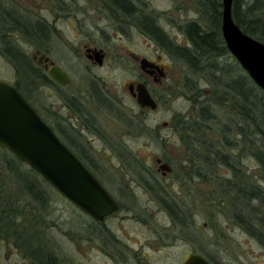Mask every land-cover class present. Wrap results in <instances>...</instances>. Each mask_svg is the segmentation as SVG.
<instances>
[{
    "label": "rangeland",
    "instance_id": "obj_1",
    "mask_svg": "<svg viewBox=\"0 0 264 264\" xmlns=\"http://www.w3.org/2000/svg\"><path fill=\"white\" fill-rule=\"evenodd\" d=\"M147 1H151L152 7L158 11L171 7L168 1ZM194 2V0H186L189 19L195 16L192 14L193 11L189 10ZM57 26L60 34L47 39L44 47L49 50L50 58L70 75L72 83L68 89L53 88L45 85L41 80H37L36 84L31 83L27 77L33 80L32 61L19 58L12 61L5 56V48H12L10 47L11 39L20 46V49L25 47V39L16 32L10 36V39H3V37L0 40V82L9 83L12 86L16 84L20 87L24 96L32 102L35 112L48 126H52L60 141H64L63 135L67 133L64 131L67 129L62 121L69 117L67 111L61 108V97L68 94L77 96L81 94L85 99L90 94L93 95V89L98 91V98L101 95V100L90 99L87 104L88 110L95 116L94 121L98 123V132L91 134L86 130L81 131L82 127L79 130L78 124L72 122L77 128L76 131H80L83 136L82 141L80 140L81 145H79L81 148H78L77 153L88 170L90 169L96 175L99 182L118 203L120 209L106 219L103 225L94 224L90 217L73 207L53 187L43 181L42 177L36 174L34 176L30 172L27 175L23 174L22 178H18L16 182L19 184L31 181L32 188L28 191L29 194L20 191L19 195L14 197L17 199L15 202L17 210L21 211L18 217L19 220H24V218L32 220L29 226L33 225L32 228H35L38 236H41L38 243L42 244L41 252L45 254V258L58 261L59 264H137L138 261L140 264H183L188 252L194 249L198 251L201 248L199 254L207 257L212 264H264V250L260 244L233 228L234 222L229 210L232 200L226 201L228 205L224 207L225 212L221 213L218 210L217 202L214 200L217 198V190H215L217 186L204 184L201 190H190L195 193L189 196L187 194L190 191L177 189L176 186L164 189L162 193L150 187L156 184L152 175H155L157 166L154 160L145 158V156L152 154L160 156L161 154L166 159H171L174 162L172 167L175 177H179L184 171L180 165L185 158V154H182L185 145L182 142L180 130L176 131L177 123L183 121L182 129L190 130L184 138L190 148L197 149L198 153L204 152L201 143L209 146L217 143L220 147L219 134L215 123L213 124L214 121L196 122V125L192 119L196 117V105L193 104L192 98L190 99L191 94H186L188 91L183 81L187 78L189 86L192 87L198 82V76L195 74L185 78L175 76L167 83L173 85L169 90L164 88L160 91L150 86L156 98L162 100L158 101V110L155 113L143 111L137 106L135 99L130 98L127 90V85L136 74L134 73L135 66L131 63L132 58L127 54V50L131 49L141 55L145 49L144 45H141L138 40L133 41L132 36L127 35L132 42L127 43L126 41L127 48L123 49L124 54H122L112 49L121 38L120 35L108 34L107 37L98 35L83 39L77 38L64 24L60 23ZM87 40L96 46L105 47L111 63L98 70L86 68L85 58L77 45ZM77 47L78 52H75ZM223 60L234 61L230 55L225 56ZM235 70L238 75L240 71L237 68ZM98 77L104 79L98 81ZM198 85L201 90L198 102L205 103L211 96L205 93L210 90V86L205 81H200ZM216 107H214L215 110ZM222 109L223 107L216 113L218 118L225 121L226 116ZM227 115L230 119L233 111L229 109ZM243 121L240 125L246 129L247 125H245V120ZM166 122L168 127L161 128ZM259 124L262 134L254 132L248 136L244 131L246 137L248 136L247 139L236 136L238 142L235 146L237 148L231 147L228 152H234L233 155L240 157L242 151L247 154L249 140L262 144L264 124ZM187 126L194 127L195 130L186 129ZM60 130H63L62 138L58 133ZM155 130H160L159 136ZM196 134L198 139L194 140L192 137ZM190 148L185 150L188 151ZM221 150L224 151L223 148ZM0 152L4 153L2 149ZM129 152L132 153L129 154ZM5 158L0 155V173L6 169L7 158L6 160ZM242 164V171L248 167L247 175L251 182L258 181V185L264 189V182L259 177L256 160L251 156L244 157ZM148 167L152 168V175L146 172L150 170L147 169ZM29 168L22 166L21 170ZM10 171L13 172L14 169ZM10 171L8 169L7 187L9 183L16 184L15 177ZM147 186L149 190L145 189ZM171 198L174 199L173 202L169 201ZM42 200L47 201L46 205ZM184 201L191 206L190 212L186 209L188 207L184 206ZM163 204H166L168 209L171 208V204H179V206L186 207L185 212H195L193 219L196 226L193 225L190 231L173 229V232H168L165 228L168 226L165 218L167 214L161 212ZM25 205L29 207L26 208ZM11 218H15L14 212H11ZM2 223L3 221H0V250L3 251L12 242ZM203 223H207L205 228ZM227 224L229 227H226ZM167 234L176 237V240L162 248V238H166ZM182 235L190 238L192 244H179V238ZM137 252L140 254L136 255ZM16 253L12 255L8 263L1 260L0 264H24L20 259L23 252L17 250Z\"/></svg>",
    "mask_w": 264,
    "mask_h": 264
},
{
    "label": "flooded vegetation",
    "instance_id": "obj_2",
    "mask_svg": "<svg viewBox=\"0 0 264 264\" xmlns=\"http://www.w3.org/2000/svg\"><path fill=\"white\" fill-rule=\"evenodd\" d=\"M159 1L170 2L171 7L158 11L152 7L151 1L147 0H0V40H2L3 37V39H10L13 33H18L21 38L25 39L24 49H20V46L11 39L12 42H10V47L12 48H5V56L12 61L15 58L32 61L31 69L34 71L33 80L27 77L31 83L36 84L37 80H41L45 85L66 90L72 83L70 75L50 58L49 50L44 47V42H46L47 39L60 34V29L57 26L58 24L62 23L67 26L77 38L87 39L98 35L107 37L108 34L114 36L120 35L121 38H119L118 43L112 49L122 54H124L123 49L127 48L125 45L126 41L127 43L132 42L127 38V35H131L133 41L138 40L141 45H144L145 49L141 55H138V53L133 52L131 49L127 50V54L132 58L131 63L135 66L134 73H136L135 78L127 85L129 96L132 99L134 98L136 102V98L134 97L136 94L135 86L142 84L146 87L150 97L158 103V101L162 99L156 98L150 86L156 87L160 91L164 90V88L169 90L173 85H168L167 83L175 76L185 78L193 75L192 68L188 62L190 56L194 53V43L191 41L190 36L197 34V31L201 33L205 32V35L212 36L214 34L212 27H204V24H215V19L212 21L208 19L202 20L200 6L203 0H194L195 2L191 5V9L189 10H192V14L195 16L190 19L186 9V0ZM221 10L220 18H218V30L220 35L222 22ZM217 13H219V10ZM207 14L210 16L209 10ZM192 26L197 27L198 30L192 31ZM77 46H79L82 56L85 58L86 63H88V65L85 63L87 66L86 68L98 70L111 63V58L108 56V51L105 47L96 46L89 40L80 42ZM75 52H78V47ZM195 54L196 58L201 56L198 51H196ZM52 66H57L66 73L68 79H70L68 86H62L50 77L49 68ZM98 78V81L104 79L103 77ZM188 83L189 80L185 78L183 85L186 90L190 87ZM13 87L20 92L24 100L32 107V102H29L27 97L21 92V89H18L20 87L16 86V84ZM130 87H132L131 91ZM199 92L201 93L200 89ZM205 93L208 95V92ZM100 98H98V91L94 89L93 95L90 94V96L85 97V99L82 98L81 94L78 96L68 94L61 97V108L69 114V117L64 118L62 121L67 129L64 131H67L68 134H64L63 136L65 139L61 141L73 154H75L82 164H84V162L78 155L77 150L80 147L79 145H81L80 140L82 141L83 136L80 134V131H76L77 128L72 122L78 124L79 130L82 127L81 131L86 130L91 134H96L98 132V123L94 121L95 116L88 110L87 104L90 99L100 101ZM199 98L200 95H197L193 100L199 101ZM142 110L155 113L158 107L155 111L149 108H144ZM182 122L183 121L177 123L175 127L176 131L180 130L178 125ZM50 126L51 125H49V127ZM166 127H168L167 122L161 126L163 129H166ZM50 128L52 129V126ZM186 129L195 130L194 127L190 126H187ZM52 131L54 132L53 129ZM60 131L63 133V130ZM155 133L158 135L160 130H155ZM192 138L197 140V134ZM237 142V138L235 137V143ZM0 149L4 151V153L0 152V154H4L5 156L6 153L9 152L1 147ZM216 153H218L219 156L223 154L219 153L218 149H216ZM231 153L233 152H230V154ZM182 154H185V158L181 161L182 164L180 168L182 167L184 171L181 172L179 177H175V171L172 167L174 162L171 159L168 160L161 154L160 156H155L153 154L145 156V158L147 157L150 160H154L157 166L156 172H153L155 174L153 181L156 184L150 186L152 190L163 192L164 189L171 186H176L177 189H185L186 191L192 189L201 190L204 184H206V186H217L219 188L215 189L217 191H233L235 190V185L238 184L242 186V189H246L244 193L246 199H242V196L238 197L236 191H233L231 194L227 193L232 200V205L229 210L232 213V221L234 222L233 228L243 233L252 241L259 243L264 250V241H262V239L264 240V206H259V204L264 203V201L262 202L259 199H255L254 201L251 199L252 193L250 191L251 186L249 185L251 180L247 175L249 169L247 167L245 171L241 170L243 169L242 160L244 157L248 158L247 154L242 151L240 157L231 155L227 162L219 160L218 163L215 162L218 159L217 155L213 154L210 155L211 158H206L204 155H201L200 152L198 153L197 149H190L188 151L184 149ZM207 159L211 161L210 167L212 165L214 166L216 163L215 167H218L217 169L219 170L218 173L213 169L217 174L212 172L215 178H211L210 180L203 178L207 176V167L209 168V166L205 164ZM163 163H167L171 166L170 173H164L160 170L159 167ZM84 165L86 166V164ZM147 169L150 170L146 172L149 174L152 173L151 167ZM203 172H205L204 175ZM1 173V178L7 182L8 168L3 169ZM225 174H228V176H225ZM94 176L96 177L95 174ZM226 186L230 187L223 188ZM145 189L149 190V186L145 187ZM191 193L192 191L187 195L189 196ZM194 193L195 192L192 194ZM216 196L217 198L214 200L217 202V208L223 213L225 212L224 207L228 205L226 203L227 200L224 198L222 199L219 195ZM1 201H5L6 208L8 207L7 210L5 208L6 214L0 213V221L2 222L4 219L10 218L12 212L10 208V193L8 190L0 194V211H2ZM169 201L173 202L174 199L171 198ZM191 204L192 202L190 205ZM184 206L188 208L182 205L179 206V204H171V208L168 209L166 204H163L161 212L167 214L165 218L167 219L168 226L165 228L168 232H173V229H185L190 231L193 225L196 226L193 219L196 213H188L190 212L189 208L191 206H189L187 202H185ZM184 208L187 210L189 209L188 212H185ZM119 209L120 206L118 210ZM86 216L89 217L88 215ZM109 217H111V215L107 216L103 221H94L91 217L90 218L94 224L103 225ZM203 226L205 228L207 223H203ZM226 227H229V225L227 224ZM231 231H233V229H231ZM6 232L12 244L10 246L8 245L10 248L7 247L3 249V251L0 250V261L3 260L8 263L12 255L17 254L16 252L18 250L23 252L20 259L24 264H59L58 261H50L46 259L47 257L45 258V254L41 252L43 250L42 244L41 242L38 243L41 236H38V231H36L35 228L21 231H10L7 229ZM167 235L166 238H162V248L176 240V237L170 234ZM179 240V244H192L190 238L184 237L183 235ZM200 246L201 245H199V247ZM199 253H201V248L198 251L194 249L188 252L184 257L183 264L193 256H198L207 264H212L207 257ZM138 254H140V252H137L136 255ZM137 264H140V261H138Z\"/></svg>",
    "mask_w": 264,
    "mask_h": 264
},
{
    "label": "trees",
    "instance_id": "obj_3",
    "mask_svg": "<svg viewBox=\"0 0 264 264\" xmlns=\"http://www.w3.org/2000/svg\"><path fill=\"white\" fill-rule=\"evenodd\" d=\"M232 8L233 18L239 28L242 29L245 34H248L254 39L264 43V0H234ZM200 9L202 13V20L208 19L212 21L215 19V24H204V27H212L214 34L212 36H207L205 35V32L201 33L197 31V34L190 36L191 41L194 43V53L190 56L188 62L190 63L193 74L198 76V82L195 83L196 85L189 87L186 94H191L190 99L192 98L191 100L193 101V104L196 105V117H192V119H194V124H196V122L206 123L208 120H210V122L214 121L213 124L215 123L219 134L220 141L218 142V144L220 145V147H218L217 143L211 144L210 146L206 145L205 143H201V148H204V152H202L201 155H204V157L208 158L210 157V155L215 154L217 155L218 161L223 160L227 162L230 156L234 153L233 152L230 154L228 150L231 147L237 148L235 146L236 136H239V138L247 139L248 136H251L250 133L252 134L255 132V134H262V132L260 131L261 125L259 123L264 124V92L256 87V85L250 80V78H248L246 73L240 68L237 62H228L223 60L225 56L230 54L227 49H225L224 42L221 39V35L218 30V18H220V10L222 9L221 0H203L201 2ZM208 10L210 16H208L207 14ZM218 10L219 13H217ZM191 30H198V28L192 26ZM196 51L201 54L200 57L196 58ZM234 68H237L240 71L238 75H236L235 71L237 70H235ZM200 81H205L206 84L210 86L208 94H210L211 96L209 99L207 98V102L205 103H199L195 99L193 100V98H195V96L199 95L200 93V86L198 85ZM215 106H217L216 110L214 109ZM221 107H223L222 111L226 116L225 121L218 118V115L216 113ZM229 109L233 111V115L230 119L227 115V111ZM243 120H245V125H247L246 129H244L242 125H240L242 122H244ZM182 124L184 123L179 124L180 133L182 134L181 138L183 144L185 145V149H188L190 148V146L186 143L187 140L184 137L190 130L187 131L185 129H182ZM198 127L200 130V125ZM244 131L246 132V135H248L247 137ZM58 133H60L62 138L63 133L61 131H59ZM248 146L249 150L247 152V156H251L252 159L254 158L256 160L259 167V177L264 182V142L262 144H258L257 141L253 142V140H249ZM221 148H223L225 152L221 150ZM216 149H218L219 153L223 154L219 156L218 153H216ZM131 153L132 152H129V154ZM0 155H2L3 157L5 156L4 154ZM5 157L7 158V160L5 158V168H8L9 171L12 170V168L14 169L13 172H10L12 173L13 177H15L16 184L11 185L9 183V186L7 187L6 181L1 178L2 173H0V194H2L3 192L5 193L6 190L9 191L10 208L12 212H14L15 218H11L10 216V218L4 219L2 224L6 227V229L10 231L32 230L33 225L29 226L30 223L32 224V220H26V218H24L25 222L24 220H19L21 211L19 212L17 210L18 207L15 204L17 199H14V197L18 196L20 191L22 193L26 192L29 194L28 191L30 190V188H32V184L30 183L31 181L23 182L24 184H18L16 182L18 178H22L23 174L27 175L29 172L34 176L38 174H36L35 171H33L31 168L22 171V166L26 165L20 162L9 152L6 153ZM210 163L211 161H209V159H207L205 162L206 166H209V168L207 167L206 171L209 176L204 177V179L208 180H210L211 178H215V176H213L212 174L219 171L213 165L210 167ZM213 169L214 171L216 170V172H214ZM150 175H152V173H150ZM152 177L155 178V175H152ZM43 181L45 180L43 179ZM249 185L251 186V199H253L254 201L255 199H259L263 202L264 189L261 188L260 185H258V181L254 180L250 182ZM229 187L230 186H226V188ZM234 187L235 190L233 191H236L238 197L242 196V199H246L244 195L246 189H242V186L238 184ZM215 189L219 188L215 187ZM233 191L225 192L223 190H219L216 191V194L219 195L222 199L224 198L228 200L230 199L228 194L233 193ZM42 202L44 203V205H46L47 201L42 200ZM259 206H264V203L259 204ZM25 207L27 208L29 206L25 205ZM5 208L6 202L1 201L2 211H0V213L6 214V210L8 209V207L6 208V210ZM262 241L264 240L262 239Z\"/></svg>",
    "mask_w": 264,
    "mask_h": 264
},
{
    "label": "water",
    "instance_id": "obj_4",
    "mask_svg": "<svg viewBox=\"0 0 264 264\" xmlns=\"http://www.w3.org/2000/svg\"><path fill=\"white\" fill-rule=\"evenodd\" d=\"M234 0L221 1V37L234 61L256 87L264 92V43L245 34L235 22ZM50 77L62 86L70 79L59 67L49 68ZM137 105L152 111L157 103L142 84L135 86ZM132 87H130V91ZM0 147L41 176L61 197L94 221H103L119 205L94 174L63 144L39 114L11 84L0 82ZM171 172L167 163L160 165ZM184 264H207L193 256Z\"/></svg>",
    "mask_w": 264,
    "mask_h": 264
}]
</instances>
